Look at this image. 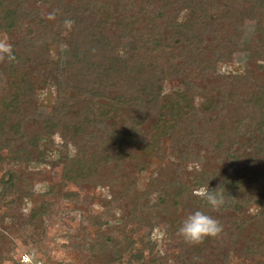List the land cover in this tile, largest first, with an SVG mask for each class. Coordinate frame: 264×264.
Segmentation results:
<instances>
[{
	"label": "trees",
	"instance_id": "16d2710c",
	"mask_svg": "<svg viewBox=\"0 0 264 264\" xmlns=\"http://www.w3.org/2000/svg\"><path fill=\"white\" fill-rule=\"evenodd\" d=\"M250 13L254 23L247 34ZM1 33L8 36L11 56H0V77H7L0 87V162L11 144L3 140L7 135L20 141L22 155L14 158L29 161L25 122L33 87L23 66L52 60L56 45L61 60L55 103L47 115L32 110L30 119L58 132L62 146L73 145L72 156L56 160L61 180L91 182L102 167L109 177L121 174L117 181L103 173L102 185L117 181L123 186L117 193L130 192L136 202L134 184H123L127 162L144 171L157 157L150 181L160 191L156 204L167 207L166 221L177 227L172 216L187 184H175L169 197L155 183L169 159L161 139L173 146L187 138L212 145L224 169H194L191 182L209 185V191L222 188L235 218L227 220L234 238L248 257L264 258V209L249 210L253 196H264V0H0ZM240 51L247 63L221 76L217 67ZM171 78L179 86L165 91ZM15 194L19 202L30 196L25 178L1 176L0 201ZM189 201L203 211L202 198ZM136 204L131 215L148 222L147 211Z\"/></svg>",
	"mask_w": 264,
	"mask_h": 264
},
{
	"label": "rangeland",
	"instance_id": "374dc122",
	"mask_svg": "<svg viewBox=\"0 0 264 264\" xmlns=\"http://www.w3.org/2000/svg\"><path fill=\"white\" fill-rule=\"evenodd\" d=\"M245 22L244 27L249 34L254 15L250 13ZM0 42L8 43L6 33L0 34ZM51 54L50 61L27 62L23 66L25 82L33 87V97L26 113V121H30L25 122V127L30 130L25 153L29 161L26 163L14 158L22 155L18 150L20 141L16 137L7 135L3 139L11 144L1 153L4 160L0 162V177L22 176L30 196L23 197L21 202L17 201L16 194L0 201V264H260L264 258L248 257L238 239L234 238L230 221L235 218L225 208L226 198L222 207L213 208L198 195L206 185L197 186L191 182L196 176V172H192L194 169L212 172L224 169L222 156L212 145H202L187 138L177 147L166 138L161 139V146L169 159L161 163L163 170L155 183L160 181L169 197L176 192L175 184H187L172 216L180 222L177 227L166 221L167 207L156 204L160 191L154 190V183L150 181L159 162L157 157H153L144 171L139 170L133 161L127 162L123 171V184L130 181L139 191L135 206L147 211L144 215L149 217V221L144 223H139L131 215L130 209L136 202L130 197V192L117 193L123 188L117 182L121 175L118 172L111 177L106 170L103 172L107 178H117V181L110 180L111 185L106 182V186L102 185V167L90 178L91 182L61 180L62 165L59 166L56 160L72 156L75 152L73 145L69 142L66 147L62 146L58 132L36 125V118L35 122L30 119L32 110L38 115H47L55 103L56 61L59 64L61 51L52 45ZM243 63H247L245 53L237 52L217 67L218 73L223 76L226 71L238 70ZM220 75L216 77L217 81ZM6 78L5 75L0 77V87H6ZM194 82L197 85L201 83L199 80ZM164 86L167 91L179 83L171 78ZM2 103L4 100L0 98V107ZM71 163L76 165L77 159L72 158ZM167 183L170 184L169 189ZM262 187L264 190V180ZM214 191L222 192V188ZM143 192L146 196H142ZM192 196L197 200L202 198L199 208L222 225L218 235L206 237L199 243L187 242L179 232L182 222L196 211V202L189 201ZM11 198L15 204L8 202ZM181 198L188 205L187 209L183 207ZM260 208L264 209V196H253L249 210L254 212ZM103 239L107 240L106 246H103Z\"/></svg>",
	"mask_w": 264,
	"mask_h": 264
},
{
	"label": "clouds",
	"instance_id": "9594fccd",
	"mask_svg": "<svg viewBox=\"0 0 264 264\" xmlns=\"http://www.w3.org/2000/svg\"><path fill=\"white\" fill-rule=\"evenodd\" d=\"M11 56V45L0 42V56ZM213 208H220L225 204L223 192L209 191L208 187L202 188L198 193ZM222 230L219 220L206 214L201 210H196L182 222L179 232L189 243H199L206 237L218 235Z\"/></svg>",
	"mask_w": 264,
	"mask_h": 264
}]
</instances>
